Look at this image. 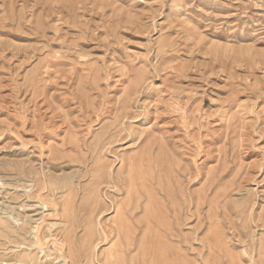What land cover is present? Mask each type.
Wrapping results in <instances>:
<instances>
[{
    "label": "rangeland",
    "instance_id": "374dc122",
    "mask_svg": "<svg viewBox=\"0 0 264 264\" xmlns=\"http://www.w3.org/2000/svg\"><path fill=\"white\" fill-rule=\"evenodd\" d=\"M0 264H264V0H0Z\"/></svg>",
    "mask_w": 264,
    "mask_h": 264
},
{
    "label": "bare ground",
    "instance_id": "6f19581e",
    "mask_svg": "<svg viewBox=\"0 0 264 264\" xmlns=\"http://www.w3.org/2000/svg\"><path fill=\"white\" fill-rule=\"evenodd\" d=\"M155 113V112H154ZM182 121V120H181ZM46 193V192H45Z\"/></svg>",
    "mask_w": 264,
    "mask_h": 264
}]
</instances>
